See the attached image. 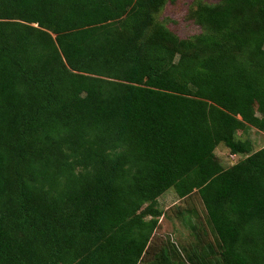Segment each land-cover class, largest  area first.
<instances>
[{
	"label": "trees",
	"instance_id": "16d2710c",
	"mask_svg": "<svg viewBox=\"0 0 264 264\" xmlns=\"http://www.w3.org/2000/svg\"><path fill=\"white\" fill-rule=\"evenodd\" d=\"M166 1L0 0V264H264V147L237 138L264 133V0L198 2L184 40ZM169 190L221 258L153 246Z\"/></svg>",
	"mask_w": 264,
	"mask_h": 264
},
{
	"label": "rangeland",
	"instance_id": "374dc122",
	"mask_svg": "<svg viewBox=\"0 0 264 264\" xmlns=\"http://www.w3.org/2000/svg\"><path fill=\"white\" fill-rule=\"evenodd\" d=\"M198 2L217 4L220 0H167L163 9L156 13L155 19L166 25L179 40L192 38L202 31L201 27L189 17ZM237 138L250 141L254 151L264 147V133L253 127L238 131ZM214 158L219 162L221 169L229 168L243 159L241 155H233L224 144L216 148ZM158 206L164 214L153 237L152 244L155 248L159 250L162 246L171 244L178 251L184 248L187 253L197 250L199 258H202L208 252V248L204 251V247L206 250L208 244H213L216 255H205L204 258L215 261L216 256L222 257V249L218 247L216 235L207 220L206 209L198 193L180 199L173 190H169L159 198ZM179 211H183V215L192 212L191 214L197 216L190 214L189 224L188 220L181 218ZM193 225L195 228H192Z\"/></svg>",
	"mask_w": 264,
	"mask_h": 264
}]
</instances>
